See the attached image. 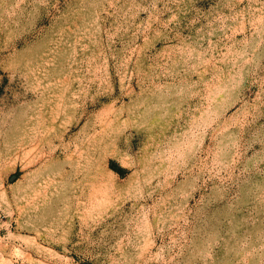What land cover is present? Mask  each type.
<instances>
[{"label":"rangeland","instance_id":"rangeland-1","mask_svg":"<svg viewBox=\"0 0 264 264\" xmlns=\"http://www.w3.org/2000/svg\"><path fill=\"white\" fill-rule=\"evenodd\" d=\"M0 264H264V0H0Z\"/></svg>","mask_w":264,"mask_h":264}]
</instances>
